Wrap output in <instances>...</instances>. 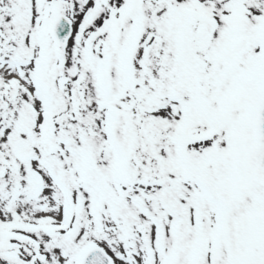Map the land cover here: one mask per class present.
<instances>
[{
    "label": "snow or ice",
    "instance_id": "snow-or-ice-1",
    "mask_svg": "<svg viewBox=\"0 0 264 264\" xmlns=\"http://www.w3.org/2000/svg\"><path fill=\"white\" fill-rule=\"evenodd\" d=\"M0 264H264V0H0Z\"/></svg>",
    "mask_w": 264,
    "mask_h": 264
}]
</instances>
